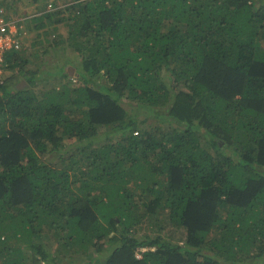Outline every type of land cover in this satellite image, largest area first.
<instances>
[{"label": "trees", "instance_id": "trees-1", "mask_svg": "<svg viewBox=\"0 0 264 264\" xmlns=\"http://www.w3.org/2000/svg\"><path fill=\"white\" fill-rule=\"evenodd\" d=\"M54 15L74 82L0 81V264H264V0H73Z\"/></svg>", "mask_w": 264, "mask_h": 264}, {"label": "rangeland", "instance_id": "rangeland-1", "mask_svg": "<svg viewBox=\"0 0 264 264\" xmlns=\"http://www.w3.org/2000/svg\"><path fill=\"white\" fill-rule=\"evenodd\" d=\"M73 0H40L38 3H29L25 0H11L6 4H3V9L7 15L13 19H22L21 33L22 42L21 46L16 51L7 52V56L13 53L19 62L14 66H9L4 73V80L9 85H14L16 88L23 89L27 87L26 72H32L35 78V84L30 87L35 91L37 95L41 93L57 88L62 83H73L74 79L70 77L61 76L57 69L60 71V67H65L69 72L70 70L68 62L77 63L78 58L72 52L67 38V22H53V19L61 16L54 15L51 23L45 19L48 13L54 12L56 9H64ZM56 3L57 7L52 4ZM45 23L42 28H36L39 23ZM69 23V22H68ZM65 59V60H64ZM66 62V63H65ZM103 78H97L96 84L102 81ZM124 101H127L123 98ZM167 105L163 106L165 109ZM139 120L145 118V125L150 128L157 120L155 117L150 116L148 113L142 111L137 115ZM50 157L47 154L44 158ZM155 157H152L154 159ZM140 207V206H139ZM139 209V210H138ZM134 210V215H142L144 210L142 207ZM142 222L137 226L143 228L142 233H146L148 224L151 223L154 228V220L156 218H142ZM150 221V222H149ZM160 228L163 226L165 238H169L172 242L183 243L185 236L180 232L179 228L173 225L171 222H160L157 225ZM48 237H42L41 241L44 245L49 246ZM256 252V250H254ZM28 254L30 255L29 251ZM139 255V254H138ZM137 255V256H138ZM258 263L261 260L256 259Z\"/></svg>", "mask_w": 264, "mask_h": 264}, {"label": "built area", "instance_id": "built-area-1", "mask_svg": "<svg viewBox=\"0 0 264 264\" xmlns=\"http://www.w3.org/2000/svg\"><path fill=\"white\" fill-rule=\"evenodd\" d=\"M21 25L22 19H13L0 5V81L7 68V52L16 51L21 46Z\"/></svg>", "mask_w": 264, "mask_h": 264}, {"label": "water", "instance_id": "water-1", "mask_svg": "<svg viewBox=\"0 0 264 264\" xmlns=\"http://www.w3.org/2000/svg\"><path fill=\"white\" fill-rule=\"evenodd\" d=\"M68 68H69L70 70H72V71L74 70L72 66H69ZM70 73H71V71H70Z\"/></svg>", "mask_w": 264, "mask_h": 264}]
</instances>
